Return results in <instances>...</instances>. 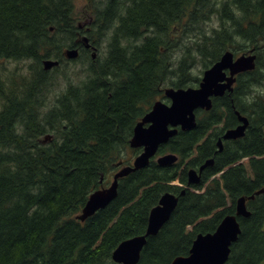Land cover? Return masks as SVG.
<instances>
[{
    "label": "trees",
    "instance_id": "obj_1",
    "mask_svg": "<svg viewBox=\"0 0 264 264\" xmlns=\"http://www.w3.org/2000/svg\"><path fill=\"white\" fill-rule=\"evenodd\" d=\"M85 1L89 21L80 29L73 0H0V264H118L111 256L119 243L145 234L163 193L182 190L169 220L147 237L137 264L187 256L199 233H212L235 213L240 197L250 196V214L237 216L241 233L226 264H261L264 0ZM79 34L93 47L103 45V56H89ZM65 46L78 47L77 58L92 63L79 84L70 83L42 112L49 91L42 61L61 64ZM226 50L253 51L255 68L236 76L233 92L212 98L210 110H197L193 130H179L159 146L157 155L174 151L177 163L150 159L118 180L117 196L106 207L77 220L117 163L141 152L128 146L134 126L165 99L159 96L164 88L197 87L195 64L208 68ZM9 61L28 66L4 74ZM237 112L249 119L247 133L216 151L215 138L239 123ZM208 159L215 162L199 183L187 184L188 169Z\"/></svg>",
    "mask_w": 264,
    "mask_h": 264
},
{
    "label": "water",
    "instance_id": "obj_2",
    "mask_svg": "<svg viewBox=\"0 0 264 264\" xmlns=\"http://www.w3.org/2000/svg\"><path fill=\"white\" fill-rule=\"evenodd\" d=\"M81 26V25H80ZM81 42L89 47L88 38L83 36ZM67 59H74L78 55L76 48L67 49L64 52ZM94 56V54H93ZM255 54H242L234 59V56L226 52L219 61L205 70L197 87L166 88L164 96L170 100V104L163 101H155L150 111L135 126L131 147L142 148V152L133 160L129 167L120 169L113 175L109 188H103L90 194L81 212L76 216L77 220L85 221L96 211L106 207L117 195L118 180L127 174L145 168L151 158L159 149V146L167 143L176 135L178 127L181 130H190L195 127L194 111L198 108L209 110L212 106V98L223 96L226 91L233 89L235 76L239 73L255 68ZM44 70L58 65V61L46 59L42 62ZM229 75H227V72ZM241 124L235 129H229L223 134L224 139H236L242 137L247 127V120L237 112ZM145 124H147L145 126ZM221 149V139L219 143ZM178 157L174 153H166L156 158L160 166L175 163ZM213 163L209 159L198 171H188V183L197 184L200 174L207 166ZM184 191L180 193L183 195ZM179 196L166 192L153 207L148 216V225L144 235L135 236L119 243L112 253V260L118 264H137L141 251L146 244L148 236H154L169 220L173 213ZM237 215L246 216L245 199L237 202ZM240 225L235 215L226 216L217 226L214 232L198 234L187 256L175 257L170 264H226L230 255V247L240 235Z\"/></svg>",
    "mask_w": 264,
    "mask_h": 264
},
{
    "label": "rangeland",
    "instance_id": "obj_3",
    "mask_svg": "<svg viewBox=\"0 0 264 264\" xmlns=\"http://www.w3.org/2000/svg\"><path fill=\"white\" fill-rule=\"evenodd\" d=\"M73 2L76 10V16H75L77 19L76 23L78 25H83V29H84L85 28L84 25L89 21L88 14L86 11V1L73 0ZM95 48H96L95 58H101L104 53V46L100 45L99 47H95ZM66 49H67L66 46L63 47L62 52L64 53ZM92 53H93L92 51H89L88 55L90 56L92 55ZM241 54L243 53L234 54V55L239 56ZM179 55L183 56L184 54L183 52H181ZM90 63L92 62L89 61L87 58L65 59L58 67L54 66L56 68L52 69L53 68L52 67L51 70L47 71L45 76L49 81L47 86V89L49 88V91L45 99L47 106L42 110V112H45L47 110L48 106L51 104V101L55 98V96L58 95L59 92L71 86L70 83L79 84L85 78L86 67L90 66L91 65ZM27 66H28V61H20V62L9 61V62H5L2 65V68L4 69V74H9L11 71H15L17 73L24 72ZM195 66H196L195 73L196 74L199 73L201 77V75L206 69L201 67L200 62H197ZM200 71H202V73H200ZM44 92H47V90H45ZM133 149H141V147L133 148ZM134 158L135 156H133L131 162L134 160ZM110 179H109V183L111 181ZM107 186L108 184H105L103 187L107 188ZM261 264H264V260L262 261Z\"/></svg>",
    "mask_w": 264,
    "mask_h": 264
},
{
    "label": "bare ground",
    "instance_id": "obj_4",
    "mask_svg": "<svg viewBox=\"0 0 264 264\" xmlns=\"http://www.w3.org/2000/svg\"><path fill=\"white\" fill-rule=\"evenodd\" d=\"M52 29H53L52 27L49 28V30H52ZM77 41H78V40H77ZM78 42L81 43L80 41H78ZM76 45H77V44H76ZM69 48H70V47H69ZM75 48H76V47H75ZM77 48H78V47H77ZM226 52L231 53V54L234 56V59L238 57V56H235V55H234L235 53H234L233 51L226 50V51L223 52V54L226 53ZM223 54H222V55H223ZM243 54H245V55H247V54H253V51H251L250 53H243ZM222 55L220 56V58L222 57ZM241 55H242V54H241ZM239 56H240V55H239ZM77 57H78V56H77ZM77 57H76V58H77ZM220 58H219L217 61H219ZM74 59H75V58H74ZM55 60L58 61L57 59H55ZM217 61H215L213 64H215ZM255 61H256V60H255ZM213 64H212V65H213ZM59 65H60V62L58 61V65H56V66L58 67ZM212 65H210L208 68H210ZM201 67H202V66H201ZM54 68H56V67H53L52 69H54ZM202 68H203V67H202ZM208 68H204V69L207 70ZM49 70H51V68H50ZM193 72H195V68L193 69ZM227 73H228V72H227ZM243 73H244V72H243ZM235 83H236V82H235ZM160 84H161V83H160ZM236 85H237V83L235 84V86H236ZM163 86H165V85H163ZM237 86H238V85H237ZM167 87H168V86H167ZM172 87H173V86H172ZM158 88H159V87H158ZM163 88H164V87H163ZM165 88H166V87H165ZM165 88H164V89H165ZM175 89H176V88H175ZM234 90H235V89H234ZM162 91H163V90H162ZM232 92H233V91H232ZM161 93H163V92H161ZM230 94H231V93H230ZM162 95H163V94H161V95H159V96H162ZM230 96H231V95H230ZM163 97H164V96H163ZM219 97H223V96H219ZM59 98H60V97H59ZM57 99H58V98H57ZM162 99H163V98H162ZM213 99H214V98H213ZM243 101H244V100H243ZM163 102H164L165 104H168V105L170 104V100H169V99H164ZM226 103L228 104V101H227ZM243 104H244V103H243ZM237 106H238V105H237ZM212 107H214V105H212ZM227 107H228V106H227ZM234 107H235V106H234ZM234 107H233V108H234ZM234 109H235V108H234ZM197 110H201V111H202L203 109H202V108H198V109H196V110L194 111V114H195V122H196L195 126L197 125V116H196V111H197ZM201 111H200V112H201ZM213 111H215V109H214ZM197 112H198V111H197ZM211 112H212V110H211ZM227 112H228V111H227ZM147 113H148V112H146V113L143 115V117H144ZM205 113H206V112H205ZM228 113H229V112H228ZM243 113H244V112H243ZM206 114L209 115L208 113H206ZM210 114H211V113H210ZM229 114H230V113H229ZM240 114H242V113H240ZM213 115H214V114H213ZM216 115H217V114H216ZM230 115H231V114H230ZM242 115H243V114H242ZM244 115H245V114H244ZM221 116H222V115H221ZM228 116H229V115H228ZM143 117H142V118H143ZM198 117H199V116H198ZM231 117H232V116H231ZM142 118H141V119H142ZM213 118L215 119V117H213ZM217 118H218V115H217ZM219 118H220V117H219ZM245 118H246V120H247V127H248V125H249V124H248V123H249V119L246 117V115H245ZM141 119H140L139 121L136 122L135 126L141 121ZM215 121H217V120H215ZM240 124H241V123H240ZM240 124H239V125H240ZM146 125H147V124H145V126H146ZM239 125H238V126H239ZM135 126H134V128H135ZM238 126H237V127H238ZM247 127H246V130H245V132H244V135H245V133H247V132H246V131H247ZM219 128H220V127H219ZM235 128H236V127H235ZM235 128H233V129H235ZM192 129H193V128H192ZM192 129H190V130H192ZM179 130H180V131H183V132H185V131H189V130H181L180 127H178L177 133L179 132ZM228 130H229V129H228ZM133 131H134V129H133ZM219 132H220V131H219ZM225 132H226V131H225ZM177 133H176V134H177ZM55 134H56V133H55ZM177 135H178V134H177ZM244 135H243V136H244ZM174 136H175V135H174ZM174 136H173V137H174ZM243 136H242V137H243ZM132 137H133V134H132ZM132 137L130 138V141H131ZM173 137H171V138H173ZM39 138H41V137H39ZM171 138H170V139H171ZM239 138H241V137H239ZM50 139H51V138H50ZM170 139H169V140H170ZM201 139H202V138H201ZM37 140H38V139H37ZM47 140H48V139H47ZM169 140H168V142H169ZM239 140H240V139H239ZM130 141H129V145H128V146H129L130 149H133L134 147H131V145H130ZM50 142H51V141H50ZM168 142H167V143H168ZM39 143H40V142H39ZM46 143H47V142H46ZM167 143H164V144H167ZM164 144H162V145H164ZM43 145H44V143H43ZM226 146H227V144H226ZM226 146H225V147H226ZM159 148H160V147H159ZM159 150H160V149H159ZM159 150H158V151H159ZM133 151H134V150H133ZM140 151H141V150H140ZM161 151H162V149H161ZM161 151H160V152H161ZM223 151H224V150H223ZM160 152H159V153H160ZM164 152H165V151H164ZM164 152H163V153H164ZM170 152H171V151H170ZM173 152H174V151H173ZM173 152H171V153H173ZM161 153H162V152H161ZM174 153H175V152H174ZM157 154H158V153H157ZM215 157H216V156H215ZM205 159H206V158H205ZM212 159H213V158H212ZM179 160H180V159H179ZM208 160H209V159H208ZM208 160H206V161H208ZM150 161H151V160H150ZM150 161H149V162H150ZM206 161H205L204 163H206ZM213 161H214V160H213ZM151 162H152V161H151ZM178 162H179V161H178ZM214 162H215V161H214ZM214 162H213V163H214ZM130 163H131V162H130ZM130 163H129V164H128V163H127V164H123V162L119 161V162L117 163V165H116V168H117L118 171H119L120 169H123V168H125V167H129V166H130ZM155 163H156V162H155ZM176 163H177V162H176ZM176 163H175V164H176ZM204 163H203V164H204ZM203 164L199 165L198 169L192 167V168H189L188 171H189L190 169H194V170L197 169L196 171H198L199 168H200ZM157 165H158V164H157ZM212 165H213V164H212ZM106 166H108V164H107ZM210 166H211V165H210ZM102 167H105V165L102 166ZM102 167H101V168H102ZM194 167H195V166H194ZM100 171H101V170H100ZM114 171H115V170H114ZM118 171H117V172H118ZM188 171H187V174H188ZM117 172H115V173H117ZM133 172H134V171H133ZM115 173H114V174H115ZM99 174H100V173H99ZM114 174L110 175L108 179L111 178L110 180L112 181V179H113V175H114ZM129 174H130V173H129ZM201 174H202V173H201ZM127 175H128V174H127ZM127 175H126V176H127ZM103 177H104V176H103ZM124 177H125V176H124ZM105 178H106V177H105ZM101 180H102V179H101ZM111 181H110V182H111ZM108 182H109V180H108ZM187 184H189L188 181H187ZM110 185H111V184H110ZM110 185L107 186V188H109ZM103 186H104V185H103ZM103 186H101L99 189L106 188V187H103ZM117 188H118V186H117ZM99 189H97V190H99ZM94 191H96V190H94ZM94 191H93V192H94ZM182 191H184V190H182ZM182 191H181V192H182ZM93 192H92V193H93ZM181 192H180V193H181ZM165 193H166V192H165ZM165 193H163V194H165ZM169 193H172V192H169ZM180 193H179V194L172 193V194H174V195H176V196H181ZM185 193H186V191H185ZM258 193H261V190L257 191L255 194L257 195ZM163 194H162V195H163ZM162 195H161V196H162ZM183 195H184V194H183ZM183 195H182V196H183ZM89 196H90V195H89ZM116 196H117V195H116ZM161 196H160V198H161ZM253 197H254V196H250L249 198H253ZM88 198H89V197H88ZM240 198H244V199H245V206H246V205H247L246 203H247V201L249 200V198H247V197H240ZM240 198H239V199H240ZM239 199H238V200H239ZM87 200H88V199H87ZM159 200H160V199H159ZM159 200H158V202H157V204H156L155 206L158 205ZM238 200H237V202H238ZM86 202H87V201H86ZM237 202H236L235 213L233 214V215L236 216V219H237V216H242V215H237ZM85 204H86V203H85ZM177 205H178V203H177ZM177 205H176V207H177ZM155 206H153V207H155ZM83 207H84V206H83ZM153 207H152V208H153ZM176 207H175V208H176ZM152 208H151V209H152ZM82 209H83V208H82ZM99 210H100V209H99ZM174 210H175V209H174ZM150 211H151V210H150ZM96 212H97V211H96ZM246 212H247V215H246V216H243V217H247V216H249V214H250L249 210L247 209V206H246ZM149 213H150V212H149ZM94 214H95V213H94ZM77 215H78V214H77ZM171 215H172V214H171ZM227 216H228V215H227ZM90 217H91V216H90ZM225 217H226V216H225ZM225 217H223L222 220H223ZM222 220H221V221H222ZM237 221H238V219H237ZM219 224H220V223H219ZM219 224H218V225H219ZM147 225H148V224H147ZM216 228H217V227H216ZM214 231H215V229H214ZM214 231H213V232H214ZM199 234H202V233H199ZM204 234H205V233H204ZM143 235H144V234H143ZM138 236H139V235H138ZM134 237H135V236H134ZM131 238H132V237H131ZM111 259H112V256H111ZM112 261H113V260H112Z\"/></svg>",
    "mask_w": 264,
    "mask_h": 264
},
{
    "label": "flooded vegetation",
    "instance_id": "obj_5",
    "mask_svg": "<svg viewBox=\"0 0 264 264\" xmlns=\"http://www.w3.org/2000/svg\"><path fill=\"white\" fill-rule=\"evenodd\" d=\"M90 50V49H89ZM228 74V73H227ZM241 122H239L236 126H234V127H232V128H229V129H233V128H235V127H237L239 124H240ZM196 127V126H195ZM194 127V128H195ZM193 128V129H194ZM192 129V130H193ZM228 130V129H227ZM226 130V131H227ZM189 131H191V130H189ZM225 133V132H224ZM223 133V134H224ZM223 134H222V136H223ZM219 137V138H215V147H216V151H221L222 150V148L224 147V142L225 141H231V140H236V139H239V138H236V139H224L223 137ZM242 138V137H241ZM220 139H221V149H219V143H220ZM197 169H198V167H197ZM197 169H195V170H197ZM115 170V171H114ZM114 170L109 174V176L110 175H112V174H114L115 172H117L118 171V169L115 167L114 168ZM188 175V174H187ZM111 183V182H110ZM110 183L108 182L107 184H108V186L110 185Z\"/></svg>",
    "mask_w": 264,
    "mask_h": 264
}]
</instances>
